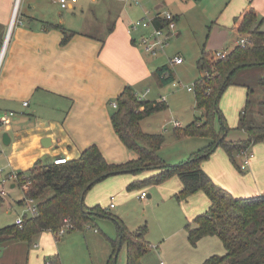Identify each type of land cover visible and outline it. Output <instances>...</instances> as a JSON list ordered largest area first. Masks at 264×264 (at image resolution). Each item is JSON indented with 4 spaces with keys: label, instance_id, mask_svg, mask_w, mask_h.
<instances>
[{
    "label": "crops",
    "instance_id": "crops-1",
    "mask_svg": "<svg viewBox=\"0 0 264 264\" xmlns=\"http://www.w3.org/2000/svg\"><path fill=\"white\" fill-rule=\"evenodd\" d=\"M90 1L97 4L87 13L81 14L82 26L88 23L85 29L79 25L71 26L63 15V11L75 9V0H69L66 9H61L59 0H0V50L7 40L0 63V114L14 113L7 125L0 128V179H8L12 173H26L37 162L49 164L59 157L68 161L76 160L91 145L99 149L108 163H126L134 159L135 154L124 147L113 131L110 113L114 108L111 104L128 86L132 87L136 95H142L143 100L164 101L161 96L148 99V86L153 80L159 82L155 71L160 67L153 65L154 62L147 59V53L136 45L140 32L138 35L129 32V26L134 22L127 14L131 7L124 0ZM157 1L159 3L151 11L153 15L163 12L166 4H170L168 0ZM121 3L126 4V10L122 9ZM248 5L264 21V0H231L227 11L232 23ZM15 9L18 21L9 30ZM99 9L100 18L96 15ZM175 16L178 21V15ZM99 19H103L102 22ZM63 29L73 34L64 45L61 44ZM260 30L264 32V22ZM228 52L225 50L220 53ZM173 60L171 63L175 64ZM25 102L26 106L23 105ZM243 106L238 113V121ZM197 112L201 116L202 112ZM145 119L141 120L140 125ZM175 127L180 128V125ZM235 128H228L227 140L245 139V133ZM261 151L264 149L259 151L258 157L253 156L244 173L237 171L225 157L215 152L201 163V168L214 184L227 190L234 198L260 196L264 194V153L260 155ZM10 181V187H16L14 180ZM128 181L120 179L119 186L126 185ZM174 182L168 180L162 184V190L167 191L164 199L181 189V183ZM25 197L23 192V198L18 201L21 212L16 219L25 214ZM186 202L184 206L189 209L188 215L193 217L191 222L209 206L202 192L182 203ZM192 203L194 206L190 208ZM111 204L114 205L113 196L109 198V210L114 208H110ZM185 233L188 242L186 230ZM207 238L212 237H205L197 244ZM160 245L164 246L162 243ZM10 246H14L15 251H8ZM17 247L20 246L12 242L2 245L0 249L3 250V256L0 261L14 258ZM217 253L211 252L209 248H200L192 256L190 264H202Z\"/></svg>",
    "mask_w": 264,
    "mask_h": 264
},
{
    "label": "trees",
    "instance_id": "trees-1",
    "mask_svg": "<svg viewBox=\"0 0 264 264\" xmlns=\"http://www.w3.org/2000/svg\"><path fill=\"white\" fill-rule=\"evenodd\" d=\"M263 22L257 11L248 5L233 19L231 27L238 40L246 38L244 45L237 44L222 58H215V52L206 51L204 47L200 51L196 67L201 75L194 81L193 91L195 108L202 114L185 128H176L174 136L178 139H206L208 144L205 147L193 153L186 162L174 166L166 164L159 156L164 136L143 132L140 122L166 110L167 105L164 101L139 100L132 87H125L115 100L116 108L110 113V122L121 143L136 157L123 164H111L95 145H91L81 152L78 159L66 164L42 165L37 162L26 173H17L15 186L29 184L25 196L36 202L38 215L34 218L24 216L20 227L12 224L0 228V247L15 241L27 243L30 248L42 232L57 236L64 220L69 221L70 231H73L93 223L95 217L114 218L100 206L86 208L84 197L87 192L108 177L148 170L157 173L147 180L129 184L127 190L160 185L171 177H177L182 187L174 195L176 202H185L198 192L208 199L207 211L185 225L187 240L195 247L205 237H217L225 253L213 255L202 264H264V194L234 198L227 190L214 184L201 169V163L221 148L232 166L241 172L235 157L254 145L264 144V75L256 78V88L244 80H236L238 77H250L264 68V32L260 30ZM153 24L162 29L167 22L158 18ZM72 35L63 29L61 44H66ZM155 75L163 86L173 83L174 78L165 65L158 68ZM231 86L247 91L235 128L245 133V139L237 141L223 136L229 129L218 108L221 96ZM217 120L219 130L215 127ZM114 221L118 220L114 218ZM146 234L145 224L130 232L118 223V235L110 241L112 252L106 264H116L119 239L121 245H125L126 264H141L150 248L145 240Z\"/></svg>",
    "mask_w": 264,
    "mask_h": 264
},
{
    "label": "rangeland",
    "instance_id": "rangeland-1",
    "mask_svg": "<svg viewBox=\"0 0 264 264\" xmlns=\"http://www.w3.org/2000/svg\"><path fill=\"white\" fill-rule=\"evenodd\" d=\"M118 1L120 0L116 2ZM168 2L170 4H166V9L163 11L178 15L174 35L155 55L145 56L150 62H154L155 66H168L174 82L163 86L153 80L149 84L148 99L161 96L167 104V109L146 118L140 127L142 131L164 136V144L159 152L160 157L167 164L174 166L186 162L192 153L208 143L206 139L188 137L178 139L174 136L175 122L180 125V128H185L194 121L195 117L199 116V112L194 108L193 83L201 75L196 67L200 51L203 47L206 51L212 52L230 51L238 38L231 31L232 18L227 11L231 0H168ZM125 3L131 7L127 12L131 21H136L141 19L145 13L153 15L151 14L152 8L159 2L138 0V3ZM125 3H121L123 10L127 8ZM75 4L74 10L63 11V15L67 17L71 26L79 25L80 28L86 29L88 23L85 22L86 24L82 26L83 16L81 14L90 11L97 2L75 0ZM97 11L96 15L100 18V9ZM102 20L99 19V22ZM139 32L142 31L136 32V35ZM173 58H180L183 64L179 66L172 64ZM262 69V71L259 70L260 72L255 71L250 77H238L236 80L241 82L244 80L252 88H256V78L264 75V68ZM244 100L245 90L237 86L228 87L221 96L218 108L227 128L232 129L237 126L238 113ZM162 127L166 130L163 131ZM215 127L219 130L218 120L215 122ZM255 147L250 148L248 153L258 157L259 151L264 149V146L259 144ZM263 153L264 151H261L260 155ZM131 154L134 155L133 152ZM215 154L222 155L230 163L221 148H217ZM243 157L242 155L235 157L238 166ZM155 172L146 170L134 174H120L108 178L107 181L87 192L84 198L86 206H100L118 221L110 217H95L93 223L84 225L82 229L67 232L63 236L45 232L33 240L30 248L27 243L12 242L20 247L16 248L14 258L9 257L0 261V264H106L112 252L110 241H114L118 235V223L130 232L137 230L143 224L146 225L145 240L150 248L143 256L141 264H161V262L163 264H190L192 256L200 248L203 250L209 248L211 252L218 251L217 255L222 256L224 250L216 237L207 238L196 247L186 241L185 225L191 222L193 217L188 215L189 209L185 207L187 202H176L175 193L164 199L163 196L167 194V191L164 192L161 187H164L162 184L166 181L160 185H144L131 191L127 190L130 183L147 180L154 176ZM241 172L244 173L245 170ZM120 179L129 181L126 185L119 186ZM3 180L0 179V191L3 190L6 194L0 196V228L14 224L21 212L18 201L23 198V192L26 194L24 185L11 188V181L5 180L3 183ZM168 180L171 183H175V180L179 181L177 177H171ZM142 194L143 197H141ZM111 196L114 197V208L109 210ZM194 203L190 205V208H193ZM206 209L207 207L203 212ZM8 251H15L14 246H10ZM1 256H3V250L0 249ZM116 264H126L125 245H121L118 251Z\"/></svg>",
    "mask_w": 264,
    "mask_h": 264
},
{
    "label": "built area",
    "instance_id": "built-area-1",
    "mask_svg": "<svg viewBox=\"0 0 264 264\" xmlns=\"http://www.w3.org/2000/svg\"><path fill=\"white\" fill-rule=\"evenodd\" d=\"M69 0H59V4L61 9H66L67 8V3ZM126 2H131V3H138V0H124ZM158 18H162L164 19L167 24L164 28L162 29H157L154 26V21ZM17 14H16V9L13 11L12 17H11V21H10V25H9V30H11L12 26L17 22ZM176 16L173 15L170 12H160L157 13L155 15H150L149 13H145V15L141 18L138 19L134 22H132L129 26V32L130 33H135L138 31H142L139 34V37L137 38L138 41H136V45L139 46L140 48L143 49V51L147 54H151V55H155L157 53L158 50L162 49L163 46L166 44V42L174 35V31L176 29ZM7 42V40L5 41ZM4 42L5 45H3V47L0 50V63L3 57V53H4V49L6 47V43ZM246 42V38H240L237 41L238 45H244ZM225 53H220V52H216L215 53V58H222L224 57ZM173 63L175 64H181L182 60L180 58H174ZM189 91H191L190 88H188ZM135 96L139 99V100H143L142 95H136ZM24 106L27 105V103H23ZM112 108H116V103H112L111 104ZM14 113L13 112H3L0 114V128L7 125V123L9 122V119L11 118V116H13ZM175 126H179L178 123L175 122L174 124ZM243 160L240 164V169L241 171L246 170L249 165L250 162L253 158V154L252 153H248V151L244 152L242 154ZM68 162V160L66 158H55L53 159V164L54 165H62V164H66ZM5 180H16V174L12 173L8 179ZM5 180H3V183L5 182ZM28 185H24L23 188L25 189V191H27L28 189ZM4 191L1 190L0 191V196H4ZM144 195L142 194L141 197H143ZM25 206H26V210H25V214L18 217L15 220V225H17L18 227H20L23 223V218L24 216L28 217V218H34L38 215V209H37V204L36 202L32 199V198H28L25 197ZM114 205L111 204L110 208H113ZM72 229V226L70 225L68 220H64V225L62 226V228L57 232V236H62L65 233L69 232Z\"/></svg>",
    "mask_w": 264,
    "mask_h": 264
},
{
    "label": "water",
    "instance_id": "water-1",
    "mask_svg": "<svg viewBox=\"0 0 264 264\" xmlns=\"http://www.w3.org/2000/svg\"><path fill=\"white\" fill-rule=\"evenodd\" d=\"M225 135H226V132L224 133L223 136H225ZM223 136H222L220 139H222ZM5 137H6V135L3 136V138H5ZM120 247H121V240L119 239V240H118V248H117V251H119ZM116 257H117V254H116Z\"/></svg>",
    "mask_w": 264,
    "mask_h": 264
}]
</instances>
